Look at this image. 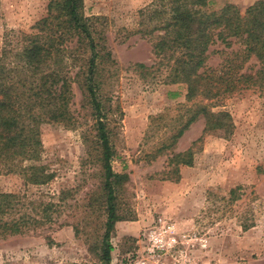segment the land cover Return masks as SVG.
I'll use <instances>...</instances> for the list:
<instances>
[{
	"label": "rangeland",
	"instance_id": "rangeland-1",
	"mask_svg": "<svg viewBox=\"0 0 264 264\" xmlns=\"http://www.w3.org/2000/svg\"><path fill=\"white\" fill-rule=\"evenodd\" d=\"M50 1L0 0V55L6 48H21L37 33ZM260 1L264 3L207 0L205 9L218 12L235 5L244 14ZM165 5L162 0H84V15L95 25L101 54L96 79L108 112L111 164L115 173L127 177L117 188L120 221L111 234V264H132L143 234L159 218L184 237L180 262L172 264H264V89L241 84L221 96L213 112L230 114L233 134L207 136L194 148L191 167L171 164L202 136L203 116L178 134L190 112L209 101L198 95L188 102L186 84L166 83L168 63L154 49L165 34L159 26L166 21L156 9ZM230 41L229 48L221 41L210 47L205 70L222 71V52L243 51L237 39ZM260 66L250 59L238 74ZM72 89L73 125L52 123L41 130L40 164L54 174L51 183L26 185L20 175L0 172V192L20 195L27 203L48 201L62 192L67 199L58 203L52 224L0 240V264H101L106 213L96 117L84 89L78 83ZM246 225L252 227L244 230Z\"/></svg>",
	"mask_w": 264,
	"mask_h": 264
},
{
	"label": "trees",
	"instance_id": "trees-1",
	"mask_svg": "<svg viewBox=\"0 0 264 264\" xmlns=\"http://www.w3.org/2000/svg\"><path fill=\"white\" fill-rule=\"evenodd\" d=\"M162 1L166 5L157 8L161 12L156 15L166 16L164 25L159 26L165 34L159 37L154 49L156 55H164L168 63L166 83L186 84L188 102L198 95L209 101L190 112L186 125L178 134L182 136L199 116L205 118L202 136L186 153L171 160V164L191 167L194 148L207 136L225 138L234 132L228 112H213L220 97L234 92L241 84L264 89V3L257 2L242 14L235 5L209 12L205 9L207 0ZM36 29L37 33L26 38L21 48H6L0 55V172L20 175L26 185L51 183L54 174L40 164L44 149L41 130L52 123L73 125L72 86L78 83L96 117L106 213L100 262L111 264V234L120 221L117 188L127 177L115 173L111 164L114 152L107 130L108 112L99 100L96 79L101 54L95 25L84 15V0H51L48 15L36 24ZM233 38L242 44L243 51L222 52L226 62L222 71L205 70L210 47L218 41L227 48L232 47L230 39ZM73 41L76 42L74 47H67ZM85 55L88 57L84 58ZM238 56L242 57L241 61ZM253 58L260 68L239 75L245 62ZM79 61L84 63L78 66ZM138 66L146 69L143 64ZM77 67L79 69L72 77L70 74ZM237 192V189L231 190L230 197ZM65 199L67 195L62 192L48 201L27 203L20 195L0 192V240L28 235L52 224L58 203ZM243 227L248 230L252 226Z\"/></svg>",
	"mask_w": 264,
	"mask_h": 264
},
{
	"label": "built area",
	"instance_id": "built-area-1",
	"mask_svg": "<svg viewBox=\"0 0 264 264\" xmlns=\"http://www.w3.org/2000/svg\"><path fill=\"white\" fill-rule=\"evenodd\" d=\"M177 228L163 218L143 234L141 249L132 264H172L182 257L180 250L184 244ZM175 259V260H174Z\"/></svg>",
	"mask_w": 264,
	"mask_h": 264
}]
</instances>
